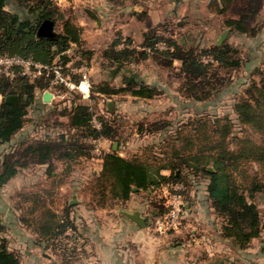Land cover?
<instances>
[{
    "label": "trees",
    "instance_id": "obj_1",
    "mask_svg": "<svg viewBox=\"0 0 264 264\" xmlns=\"http://www.w3.org/2000/svg\"><path fill=\"white\" fill-rule=\"evenodd\" d=\"M222 1L225 2L221 4L223 6L218 4V0L211 1V4L222 7L220 13L225 12L226 4L231 2ZM248 4L239 19L230 18L226 23L239 33L255 34L257 29L251 21L259 14L260 3L259 0H249ZM254 4L257 6L254 7ZM61 17L62 11L54 0H0V54L32 57L48 65H54V60L59 57L60 64L66 66L71 61L66 52L73 43L80 46L83 42L81 28L69 19L64 22L63 32H52ZM119 43L120 40L115 41L105 51V58L111 65L152 59L163 69L175 70L174 62L179 61L176 75L183 78L182 86L188 96L199 101L208 99L214 90L219 89L212 84L211 77L215 76L212 68L218 66L234 70L243 64L238 49L227 43L215 44L207 49L185 47L176 39L158 33V29L145 34L141 48L131 47L130 38L123 41L124 48H116ZM160 44L164 47L160 48ZM63 72L66 74V70ZM53 78L54 74L34 79L23 75L13 80L0 78V187L30 164L90 158L95 141L102 138L114 140L118 136L112 120L99 117L100 127L93 125L95 112L90 104L71 102L67 106L70 108L69 124L77 131L71 139L63 134L52 137L44 125L40 129L47 132L41 138L32 139L26 134L17 138L29 122L31 109L36 114L47 107V102L37 103L36 93L50 90ZM72 79L79 81L75 76ZM94 88L91 98L96 92L112 96L127 91L148 99L160 94L158 87L133 82L128 88L117 89L107 82ZM8 95H17L18 103H7L5 97ZM234 111L237 122L251 132L237 137L234 144L230 139L234 119L228 115L213 118L206 115L197 121H189L188 125L194 128L187 130L188 133L170 130V123L166 121L161 122L168 124L164 127L158 123V129L146 130L148 133H166L159 146L152 147L150 155L124 157L116 151L103 153L102 170L88 186V205L104 208L111 202L128 200L135 188L156 190L168 183L182 184L184 190L179 194L186 198L189 184L196 186L207 179L209 198L223 219L220 228L222 237L232 240L241 250L247 249L253 239L262 236L264 229L258 204L259 199L264 201V76L260 82H251L245 97L234 104ZM31 122L37 123L36 120ZM209 157L223 164L227 186L223 197L215 195L217 172L209 170L206 162ZM163 170H170V174H163ZM53 172L50 164L47 173L53 175ZM62 183L57 179L55 187H60ZM52 199L53 190L50 188L28 190L19 193L15 208L21 212L19 221L22 226L31 228L37 235V244L43 248L58 243L74 228L69 214L60 215L53 208ZM159 205L158 218L168 210H160L162 206ZM23 209L26 210L24 213ZM262 250L264 252V239ZM20 263L19 255L10 249L8 240L0 234V264Z\"/></svg>",
    "mask_w": 264,
    "mask_h": 264
},
{
    "label": "rangeland",
    "instance_id": "obj_2",
    "mask_svg": "<svg viewBox=\"0 0 264 264\" xmlns=\"http://www.w3.org/2000/svg\"><path fill=\"white\" fill-rule=\"evenodd\" d=\"M54 1L58 4L56 0ZM69 1L63 0L61 4H72ZM262 2L264 3V0ZM248 3L249 0H236L235 4H226V9L223 13H220L222 8L220 6H223L221 4L220 6L216 4H178L176 14L172 13L171 16L167 14V21H175L171 26L172 33L176 35L177 41L185 47L207 49L215 44L222 45L227 43L237 48L240 57L243 59V64L238 69L228 70L219 68L218 66L212 68V73L215 76H212V80H210L213 86H219V89L214 90L208 99L199 101L190 98L182 86L183 78L176 75L178 69H162L156 66V63L152 59H149L137 64L130 63L125 65V77L130 78L129 82L125 79H116L112 84L109 82L108 84L117 89L128 88L132 82L133 84L136 83V85L143 83L149 86H159L162 89V93H165L160 98L144 99L126 91L111 97H101L100 95L94 94V98L89 97L85 99L78 89L75 87L71 88L59 79L49 88L55 93V95L53 94L52 101L47 102V107L39 110L38 113L35 112L36 114L31 109L28 116L29 123L33 126V130L37 129V132L41 130L40 126L44 125L46 129L53 132L55 137L63 134L67 139H71L72 136L77 134V131L70 127L68 116L70 108L67 106H70L71 102L88 103L93 107L97 121H99V117H103L114 122L118 136L116 139L111 140L110 147L114 142L116 148L121 145L126 147V150H130L128 147L134 149L139 142L135 134L143 131V135H147V137H144V140L143 138L140 140L143 147L139 155L147 156L152 152V147L159 146V141L157 142L154 137L156 133L152 131L160 127L158 123L161 124V127L168 125L161 123L164 120L162 118H167V114H163L165 112L163 109L166 108L167 111L169 104L175 103V106H173V114L170 116L171 119H165L166 122L170 123V129L188 133L187 130L194 128L188 125L189 121L193 119L197 121L198 118L206 115L211 118L228 115L235 122L233 133L230 136L234 144L237 137L251 133L246 127L241 126L237 122L234 104L245 97L246 90L252 81L260 82L264 76V4H261L259 0L262 13L251 21L252 26L257 29V33L242 34L229 28L226 23L231 17L241 14L249 5ZM163 6H159L158 9H162ZM253 6L256 7L257 4ZM63 8L65 18L77 24V9L68 5ZM165 25V32L169 33L170 26L168 23H165ZM225 32H227V36L219 44L218 42ZM136 45L138 44H132L131 47L134 48ZM159 47L163 48L164 45L160 44ZM74 53H72L73 57L77 54L76 52ZM81 62L88 63V61ZM87 63L83 64L86 65ZM138 64L141 65L137 66ZM179 66L180 62H177L176 67L179 68ZM65 70L66 74L71 73L69 67H65ZM215 72H217V75ZM71 75L79 78L77 73L73 71ZM106 77L109 78V75H104V78ZM34 78L36 77H32L31 79ZM94 86L97 85L91 84L90 96L95 91ZM169 96L172 99L168 101ZM1 100L2 96H0ZM109 102L110 106L114 108L115 112L113 113H111V109L108 107ZM186 109L188 110L187 112ZM31 120H36L37 123H34L35 121L32 123ZM146 130L152 131L148 133ZM5 148L8 149V146ZM206 162L212 171L217 172V190L215 195L223 197L227 187L223 164L210 157L206 159ZM97 163V160L85 157L60 162L53 168L55 174L48 175V173H44L43 178H41L40 174V178H38V181L34 185L27 181L26 169H23L21 170L22 175L0 187V234L8 240L10 249L19 255L21 264H77V200H83L78 203L90 204V199L88 200L90 197L88 186L96 175L95 169L98 168ZM57 179L63 182L60 187H55V181L57 182ZM203 185L207 186L205 184ZM196 186L194 183L189 184L190 190L186 198L182 195L185 212L179 227H184L185 225L186 231L178 235L177 239L176 237L173 239L174 243H178L179 252L185 254V258L189 264H264V252L262 250L264 229L260 238L253 239L247 249L238 252L239 250H237L232 240L229 239V242L223 243L218 242L222 240L220 228L223 219L217 214L212 200L209 198V194L201 195V198L206 203L205 205L201 204L203 207V209L201 207L203 211L201 216H197L198 211L194 214L188 212L189 209L186 207V204L188 203L190 205L191 191ZM41 188H50L53 190V208L60 215L69 214L74 228L70 229L58 243L56 242V244L50 245L46 249L36 248L32 250L30 243L34 242L35 239L31 236V228L21 225L19 221L21 212L15 208L19 193ZM182 190H184V187L173 188V190L170 189V194ZM164 196L163 191L155 195L153 194L152 198L148 199L149 206L147 209L154 210V207H156L159 210V207L155 206L158 204H160V207L162 206L160 210L168 209V206L163 204L162 198H165ZM206 196H208V199ZM72 200H75L74 204H70ZM258 204L264 224V201L259 199ZM114 205L115 202L110 203V206ZM25 211L24 209L22 210L23 213ZM186 212L189 214L187 215ZM186 216L187 219H185ZM196 216L200 221H196ZM158 217V214L154 215V213L149 215V225L152 229ZM218 227L220 234H218ZM28 251L30 254L27 253ZM34 255L36 256V263L31 260ZM48 258L50 259V263H47L49 262Z\"/></svg>",
    "mask_w": 264,
    "mask_h": 264
},
{
    "label": "crops",
    "instance_id": "obj_3",
    "mask_svg": "<svg viewBox=\"0 0 264 264\" xmlns=\"http://www.w3.org/2000/svg\"><path fill=\"white\" fill-rule=\"evenodd\" d=\"M56 1L62 11V19L57 23L54 29H52V32H63V25L67 20V18H65L63 7L68 5L77 9L76 25L81 28L83 44L79 46L78 44L73 43L71 48L66 52L71 59L69 66H80L83 63H87L83 62L80 64L81 61H88V65H90V82L93 85H98L103 82H109L112 84L116 79H125L126 81L130 79L129 77H125L124 68H126V64L123 65L118 63L111 65L109 60L105 58V51L110 48L115 41L120 40V43L116 47L118 49L124 48L123 41L127 38H130L133 44H138L135 46L136 48H141L145 40V34L153 32L156 29H158V33H164L165 36L172 38L175 37L174 39H176V35H174L171 30V26L175 21H167V14L170 16L172 13L176 14L178 4H211L212 0H70L69 2H72V4H61L63 0ZM231 3L235 4L236 0H231L228 4ZM260 3L264 4L262 0H260ZM218 4H225V2L218 0ZM162 5H164L163 8L158 9V7ZM261 11L262 8L260 9L259 14L262 13ZM145 13L148 14L145 15ZM240 16L241 14H238L231 18L239 19ZM165 23H168L170 26L169 33L165 32L163 27ZM60 26L61 28H59ZM162 27L164 31L161 29ZM74 52L77 54L73 57L72 53ZM177 62L179 61L174 62L175 67ZM53 64H60L59 57L54 60ZM139 65L141 64H138L137 66ZM156 66L160 67L157 64ZM176 69L178 68L176 67ZM104 75H109V78H104ZM156 87H158L160 91V94L156 96L157 98H160L163 94L165 95L164 92L162 93L161 87ZM45 92H47V90L37 91L38 104L46 103L43 99ZM53 94L55 95V93ZM95 94L100 95L101 97L108 96L99 92H96ZM170 99H172L171 96H169L168 101ZM173 106H175V103H170L167 111L166 108L163 109L165 111L163 114H167V118H162L164 119L163 121H166L165 119H171L170 116L173 114L174 110ZM108 107L111 109V113L115 112L113 106H110V102ZM187 111L188 110L186 109V112ZM170 130L168 131L169 134L171 132ZM46 131L47 130L45 129L38 132L34 131L31 123L27 122L17 138L26 134L30 135L32 139H36L37 137H43V133ZM49 132L52 137H55L51 130L47 133ZM139 132L135 134L137 135V140H139V142L134 149L128 147L130 150H126V147L121 145L116 148L114 142L110 147V139L102 138L95 141V149L92 151V157H90V159L97 160L98 162V168L95 169V174L97 175L102 170V154L105 152L116 151L124 157L139 156L143 147L140 140L141 138L144 140V137H147V135H143V131ZM165 136L166 133L159 131L154 137L157 142H160L161 138ZM60 162L61 161L59 160H53L51 163L49 161L30 164L25 172L27 174V181L34 185L36 181H38V178H40V174L41 178L44 177L43 174L47 173L50 164L55 168L56 164L58 165ZM162 173L169 175L170 170H163ZM53 174H55V172H53ZM20 175H22L21 171L11 180H14ZM203 184L207 185L208 180H202L194 190L191 191V200L189 199L190 205L188 203L186 204V207L189 209L188 212L194 214L198 211L197 216H201L203 212L201 204H206L201 198V195H208L207 186H204ZM176 185L182 184L168 183L159 189H150L147 191L135 188L136 190L134 189V192L128 200H117L115 201L114 206H107L104 208L92 207L86 203H78L79 201H83L82 199H78L77 264H189L185 258V254L179 252L177 246L178 243L173 242L175 237L177 239L178 235H181L186 231L185 225L184 227L182 226L175 230H171L167 235H161L155 232L149 225V215L152 213H154V215L157 214L158 212L156 211L158 210L156 207H154V210L147 209L149 206L148 199L152 198L153 194L155 195L156 193L163 191V194L165 195V198H162L163 204L167 205L171 196L170 189H176ZM206 198L208 199V196H206ZM89 199L90 197L88 200ZM135 211L141 212L142 216L146 218V227H141L125 214V212L132 213ZM197 216L196 221H200ZM185 219H187V216ZM201 220L203 221V219ZM31 233V236L35 239L34 242L30 243L32 250L36 248L43 249V247L37 244V235L33 232ZM218 234H220L219 227ZM229 241L230 240L226 238L223 240L222 237V240L218 242L223 243ZM237 250H239L238 252L242 251L239 248H237ZM27 253L30 254L29 251ZM35 257L36 256L34 255L31 259L34 263L37 262ZM48 260L49 262L47 263H50L49 258Z\"/></svg>",
    "mask_w": 264,
    "mask_h": 264
},
{
    "label": "built area",
    "instance_id": "obj_4",
    "mask_svg": "<svg viewBox=\"0 0 264 264\" xmlns=\"http://www.w3.org/2000/svg\"><path fill=\"white\" fill-rule=\"evenodd\" d=\"M206 60V58H204ZM69 67L71 73H77L79 81H73L71 73L65 74L64 68ZM54 74L52 84L59 79L65 82L71 88L78 89L85 99L91 97V83L89 80V66L82 64L80 66H63L61 64L48 65L34 60L32 57H23L20 55H8L0 54V78L5 77L11 80L15 79L19 75L27 76L29 78L45 75L50 77ZM66 76V78H65ZM71 79V80H69ZM53 94L52 91L47 90ZM93 125L100 127V122L93 118ZM177 188L183 187V185H176ZM176 188V189H177ZM182 195L179 192L171 194L168 201V210L155 222L154 231L167 235L171 230H175L179 227L181 220L183 219L185 212V205L182 202Z\"/></svg>",
    "mask_w": 264,
    "mask_h": 264
},
{
    "label": "water",
    "instance_id": "obj_5",
    "mask_svg": "<svg viewBox=\"0 0 264 264\" xmlns=\"http://www.w3.org/2000/svg\"><path fill=\"white\" fill-rule=\"evenodd\" d=\"M227 36V32L223 33L222 34V37H221V40L218 42L219 44H221L225 38ZM52 97H53V94L49 91L45 92L44 93V96H43V99L45 102H50L52 101ZM5 101L7 103H18L19 101V97L17 95H8L5 97ZM209 170L212 171V169L210 168ZM136 190V189H135ZM78 202V200H77ZM75 203V200H72L70 202V204H74ZM125 214L131 218L133 221H135L138 225H140L141 227H146L147 224H146V218L142 216L141 212L139 211H135V212H125Z\"/></svg>",
    "mask_w": 264,
    "mask_h": 264
},
{
    "label": "flooded vegetation",
    "instance_id": "obj_6",
    "mask_svg": "<svg viewBox=\"0 0 264 264\" xmlns=\"http://www.w3.org/2000/svg\"><path fill=\"white\" fill-rule=\"evenodd\" d=\"M128 82H129V80H128Z\"/></svg>",
    "mask_w": 264,
    "mask_h": 264
}]
</instances>
